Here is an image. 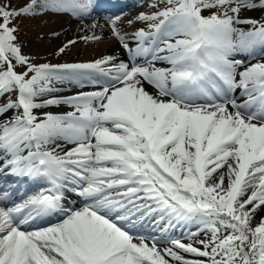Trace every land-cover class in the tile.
<instances>
[{"label":"snow or ice","instance_id":"6c2138e0","mask_svg":"<svg viewBox=\"0 0 264 264\" xmlns=\"http://www.w3.org/2000/svg\"><path fill=\"white\" fill-rule=\"evenodd\" d=\"M149 7L130 37L109 19L128 61L53 64L24 53L16 22L93 0H0V172L47 184L0 194V264H264V18L241 15L264 0ZM65 84L81 91L55 95Z\"/></svg>","mask_w":264,"mask_h":264},{"label":"rangeland","instance_id":"374dc122","mask_svg":"<svg viewBox=\"0 0 264 264\" xmlns=\"http://www.w3.org/2000/svg\"><path fill=\"white\" fill-rule=\"evenodd\" d=\"M120 1V8H123L121 11L113 14L111 12L102 11L101 16L107 18V20H99V17H91L98 15L91 10L89 15L83 17H77L70 13H53L49 12L43 15L38 16L35 19H26L21 18L16 22L17 26H22L19 28V40L24 45L23 51L26 55L33 58L35 63H53V64H61V63H85L81 62L80 58L82 57V52H77L74 54H70V50L74 45L78 44H91L92 42H85L83 37L91 35L95 32L98 35L104 34V36H110L109 38H115L111 34L109 19L119 17L120 21L118 26L121 29L122 34H125L126 37H130L134 29L142 27L143 25L139 22H135V18L138 14L143 12L153 11L149 7L150 4L153 3V0H116ZM101 2L97 0H93V4L99 5ZM258 3L259 0H256ZM26 3V0H12L13 7H20ZM102 7L110 9L115 7V2L113 5L102 4ZM118 8V9H120ZM259 14L257 18H251L257 20H261L264 18V10L259 8L252 11H242L241 15L243 17L250 18L253 12ZM208 13L205 12V15ZM128 21H134L133 24H129ZM93 23L99 24L101 27H97L93 29L91 26ZM247 27V26H243ZM70 40H75L76 43L71 45L64 54L55 55L60 47L66 44ZM84 42V43H83ZM121 48V52H124L125 49L119 44ZM130 46L135 48V43L130 41ZM126 57V61H128L129 57ZM261 58L258 56L256 59ZM121 59V58H119ZM248 59V58H247ZM123 60V59H121ZM255 60V59H252ZM92 62V61H87ZM62 87V85H58V87ZM63 90V89H62ZM77 91H81L80 88H76ZM85 90V89H83ZM57 94V93H56ZM55 94V95H56ZM63 109L67 110L66 106H62ZM53 108V107H52ZM49 109V108H47ZM46 109H41V112H45ZM58 113V112H53ZM33 195V194H32ZM259 219V217L257 218ZM195 228V225H191ZM164 225H157L155 230L159 234ZM196 229V228H195ZM158 234H154L155 236ZM159 237V236H156Z\"/></svg>","mask_w":264,"mask_h":264},{"label":"bare ground","instance_id":"6f19581e","mask_svg":"<svg viewBox=\"0 0 264 264\" xmlns=\"http://www.w3.org/2000/svg\"><path fill=\"white\" fill-rule=\"evenodd\" d=\"M259 12L260 11H258V13L253 12L250 18H257V15L259 14ZM96 16L99 17V20H102V19L107 20L106 17L101 16V15H95V16H91V17L94 18ZM102 35L104 36V34H102ZM109 37L110 36H108V35L104 36V39H102L100 41H95V42H93L91 44H87V43L83 42L84 44L81 43V44H78V45H74L71 48V50H70V54H74V53H77V52H82L83 54H82V57L80 58L81 62H87L88 60L89 61H94L96 59H100L101 57L107 56V55L116 56V57L121 58L124 61H126V57L125 56H128V53L125 51V55H124V52L123 53L121 52V48L119 46V42L115 38H109ZM261 59H264V58L261 57L259 59L251 60L250 62L251 63H256L258 60H261ZM245 61H246V63L249 62L247 57H245ZM60 88H62L63 90L60 91L58 93V95L67 96V95L75 94L77 92L76 88H78V87L70 86V85L65 84V85H62V87H60ZM85 90H91V89L90 88H86ZM68 110H69L68 108L66 110V109H63V108H60V107H53V108L46 109L45 111H47V112L55 111V112H58V113H63V112H66ZM39 111L41 112V110H39ZM7 172H9V170H5L4 172H0V188H2V190H4V191H2L4 193L17 192L20 189L21 183L17 182V183H15V185H8L6 182L10 181V179L12 180L11 176L15 177V175H11V174L8 175ZM12 181L16 182V181H19V180L14 178ZM3 187H5V188L3 189ZM46 187H47V184L45 182L40 181V180H38V181L33 180L30 183V186L25 189V191H28L30 193H40ZM28 197L29 196L23 197L22 200L26 199ZM67 198L68 199H67L66 203L68 201H74V202H76V207L80 206L79 198L76 197L74 194L68 193L67 194ZM4 202L8 203L9 206L12 205L9 197ZM156 227H157V225L154 222H146V226L144 228H142L140 231L145 236H153L154 234H158L157 231L155 230ZM189 228L191 230H193V231L196 230L192 226H188V227H182L181 226V227L168 229V234L174 235L176 237H180L182 232H187L189 230ZM161 235H163L162 231H160L159 237ZM185 242H188V241L185 240Z\"/></svg>","mask_w":264,"mask_h":264},{"label":"trees","instance_id":"16d2710c","mask_svg":"<svg viewBox=\"0 0 264 264\" xmlns=\"http://www.w3.org/2000/svg\"><path fill=\"white\" fill-rule=\"evenodd\" d=\"M27 19V18H26ZM22 27V26H19V28Z\"/></svg>","mask_w":264,"mask_h":264}]
</instances>
